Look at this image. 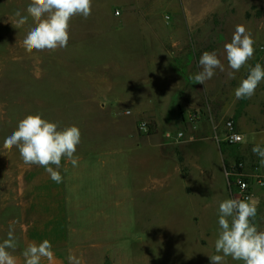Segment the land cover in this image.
I'll return each instance as SVG.
<instances>
[{
	"label": "rangeland",
	"instance_id": "rangeland-1",
	"mask_svg": "<svg viewBox=\"0 0 264 264\" xmlns=\"http://www.w3.org/2000/svg\"><path fill=\"white\" fill-rule=\"evenodd\" d=\"M29 3L0 0V242L9 231L7 214L12 215L17 238L13 255L20 256L32 216L44 215L35 224L53 247L62 182H54L44 167L25 164L17 147L3 146L21 119L38 113L61 129L76 125L81 131L77 166L63 158L59 168L63 175L62 165L69 162L73 202L95 199L108 205L109 232H117V240L107 247L112 259L100 257L93 264H211L219 232L212 191L224 183L218 160L230 151L258 155L252 151L255 145L247 143L248 132L236 146L200 139L214 136L215 127L224 131V122L236 120V113L248 112L258 130L264 123V82L251 98L235 97L249 67L264 66V0H92L87 19H71L67 48L31 54L22 42L34 21L29 17L15 27V12L26 15ZM238 24L251 33L255 52L229 79L224 45ZM204 51H215L225 71L217 69L204 85L194 84L189 76L201 70ZM145 122L148 131L141 129ZM202 124L210 129L206 134L197 131ZM134 127L139 135L156 136L154 140L186 143L185 157L201 158L200 164L191 167L187 178L177 175L176 164L183 157L177 149L166 161L143 153L134 169V159L125 161L128 155L120 154L122 137ZM156 164L158 177L173 173L170 182L158 185L156 196L120 194L123 187L115 178L123 168L145 178ZM226 261L243 264L231 257Z\"/></svg>",
	"mask_w": 264,
	"mask_h": 264
},
{
	"label": "clouds",
	"instance_id": "clouds-1",
	"mask_svg": "<svg viewBox=\"0 0 264 264\" xmlns=\"http://www.w3.org/2000/svg\"><path fill=\"white\" fill-rule=\"evenodd\" d=\"M92 12V0H30L26 15L20 10L15 12L18 18L15 27H21L31 17L35 26L23 39L25 51L67 48L70 39V21L75 16L87 19ZM255 41L251 33L242 24L235 26L231 42L224 45L227 64L230 71L227 76L235 79V73L248 64L255 52ZM200 71L189 76L194 84L204 85L212 79L216 70L225 71L215 51H204L199 58ZM264 82V66L256 63L249 67L248 75L235 89L237 99L251 98ZM130 114V110H126ZM81 143V131L72 125L59 128L58 124L44 119L41 114H29L18 122L11 135L5 138L4 148L17 147L25 164L44 167L51 179L61 183L63 177L59 171L61 161L67 158L77 166L78 158L74 156ZM253 153L264 163V148L259 144L252 148ZM257 214L256 202L252 197L245 199L228 198L219 203V232L214 242L215 253L209 256L211 264H227L226 258L243 261V264H264V230H258L253 220ZM17 247L14 225H9L7 238L0 242V264H17L13 251ZM12 250V251H10ZM25 264H41L42 258L51 260L52 244L43 240L38 245L30 244L24 251ZM69 264H81L74 255L68 256Z\"/></svg>",
	"mask_w": 264,
	"mask_h": 264
},
{
	"label": "crops",
	"instance_id": "crops-1",
	"mask_svg": "<svg viewBox=\"0 0 264 264\" xmlns=\"http://www.w3.org/2000/svg\"><path fill=\"white\" fill-rule=\"evenodd\" d=\"M235 112L233 113V115ZM236 120L231 119L235 122L237 131L243 136V133L249 134L247 143L252 145L259 144L260 147L264 148V136L257 134V131L264 132V123L262 127L258 130V122L255 118L249 113H242L241 116H238L236 113ZM159 124V123H158ZM207 124H202L198 126L197 131L199 134L207 133L208 130ZM191 130L189 133L191 134ZM156 136H142L139 135L136 128L131 129L127 134L122 137V141L125 142L123 145V150L120 154L125 157V161L131 158L134 159V169L137 168L136 159H140L143 153H149L151 156L159 157L160 160H170L173 159L174 152L177 149H180L182 152V161L181 164H176L177 175H182L183 178H187L191 167L196 166L195 164H200L201 158H198V161L191 159L190 156L184 155L182 149H184L186 143L178 144L170 140L160 139L154 140ZM214 138L213 136H205L200 140H207ZM133 140V142L131 141ZM192 141V140H189ZM193 142V141H192ZM196 142V141H194ZM199 142V141H198ZM243 144V143H242ZM247 159L253 163L257 164L260 167V172L263 176L264 181V163L261 162V158H251L248 155H245ZM222 157V155H221ZM218 160V171L219 176H224L222 168L221 158ZM203 160V159H202ZM208 160V158H207ZM132 161V160H131ZM206 161V157H205ZM127 163V162H126ZM132 163V162H130ZM69 162L67 161L63 167V180H62V207L60 210V217L55 214L53 220V257L51 260L47 258L41 259V264H69L68 256L70 254L74 255L77 259L80 260L81 264H93L92 262L95 259L100 257L104 259H112L111 252L107 250L109 242H116L117 237L115 234L117 232H112L110 234L107 222L110 220L111 216L108 214L109 208L108 205L102 203H75L71 196L72 179L69 173ZM182 166V167H181ZM157 164L151 168L152 171L148 174L147 177L143 178L139 172L131 174L128 168H123L122 171L117 175L115 179H118L119 185L123 188V192L120 194L126 195L127 192L133 193L134 195L141 196L145 195H155L158 191V185L164 182L168 183L173 178V173L166 174L164 177H158L156 173ZM224 183H222V188L213 189L212 196L214 202L215 212L218 213L219 203L225 199L232 198L231 193L228 189L227 182L225 177L223 178ZM253 200L256 202L257 214L253 220V223L257 226L258 230H264V185L260 186L253 184L252 186ZM156 196V195H155ZM90 200V199H89ZM44 204L38 203L37 208ZM120 204L117 205L119 207ZM7 212H13L14 207L11 205H6ZM23 208V205H21ZM44 215L40 217L32 216V221L27 227V239L24 243L27 244L26 248L30 244H39L43 240H47L45 232L39 230V223L35 224V220L44 219ZM13 225L12 215L7 214V224L6 228L9 225ZM119 231V227H116ZM120 232V231H119ZM113 236V238H112ZM26 237V236H25ZM25 248V249H26ZM101 254V256H100ZM17 264H25L23 253L20 256H15Z\"/></svg>",
	"mask_w": 264,
	"mask_h": 264
},
{
	"label": "built area",
	"instance_id": "built-area-1",
	"mask_svg": "<svg viewBox=\"0 0 264 264\" xmlns=\"http://www.w3.org/2000/svg\"><path fill=\"white\" fill-rule=\"evenodd\" d=\"M194 116L191 120H194ZM148 123H142L141 129L148 131ZM214 128V139L218 146L221 142H225L230 146H236L243 143L242 135L237 131L235 122L227 120L223 124V130L219 133ZM184 137L183 133L178 134V139ZM222 160V168L228 189L232 198L245 199L246 197L253 198L252 186L257 184L264 185L263 176L260 172V167L257 164L251 163L245 155H225Z\"/></svg>",
	"mask_w": 264,
	"mask_h": 264
},
{
	"label": "trees",
	"instance_id": "trees-1",
	"mask_svg": "<svg viewBox=\"0 0 264 264\" xmlns=\"http://www.w3.org/2000/svg\"><path fill=\"white\" fill-rule=\"evenodd\" d=\"M224 146H225V145H224ZM220 151L222 152V151H223V149L221 150V148H220ZM229 151H230V150H229ZM222 153H223V152H222ZM230 154H231V155H234V153H233V152H231V151H230Z\"/></svg>",
	"mask_w": 264,
	"mask_h": 264
}]
</instances>
